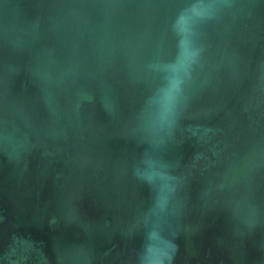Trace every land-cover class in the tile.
Instances as JSON below:
<instances>
[{"label":"water","instance_id":"1","mask_svg":"<svg viewBox=\"0 0 264 264\" xmlns=\"http://www.w3.org/2000/svg\"><path fill=\"white\" fill-rule=\"evenodd\" d=\"M0 264H264V0H0Z\"/></svg>","mask_w":264,"mask_h":264}]
</instances>
